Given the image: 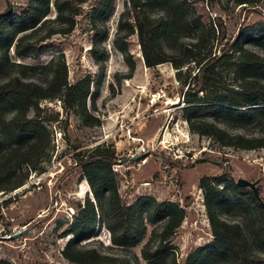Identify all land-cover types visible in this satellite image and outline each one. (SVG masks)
<instances>
[{"label":"rangeland","instance_id":"obj_1","mask_svg":"<svg viewBox=\"0 0 264 264\" xmlns=\"http://www.w3.org/2000/svg\"><path fill=\"white\" fill-rule=\"evenodd\" d=\"M95 3L90 0L83 5L84 12L72 32L43 41L39 54L22 58L11 47V61L28 66L9 65L0 72V84L18 75L20 70L45 83L51 69L34 71L31 66L45 65L64 56L70 83L91 77L97 91L95 100L88 101V106L98 117L96 124L88 125L80 110H64L58 99L40 102L47 129L41 131L32 157L36 169L21 187L0 192V264H76L66 259L62 250L75 224L82 217L88 219L93 215V210L85 207L88 201L93 202L97 218L91 227L93 236L78 245L82 249H96L131 261L138 259L141 264H230L228 254H213L203 246L214 235L201 181L210 178L212 184L222 188L246 178L256 183L264 206V147L226 146L212 136L191 130L188 117L191 113L194 121L215 123L231 136L264 137V110L245 117L235 110L188 113L184 108L206 103L200 99L207 92L208 100L220 95L238 100L236 91L241 87L243 59L238 44L232 46V42L236 38L237 42L241 41L242 30L264 24V0L253 4L239 0H150L146 6L150 16L163 17L170 26L162 35L163 49L182 62L180 67L171 62L154 67L146 65L137 30L129 32L125 22L128 0H115L106 25L108 36L101 42L104 53L99 69L90 61L95 31L89 14ZM28 4L29 0H0V14L9 11L20 14ZM214 23L223 27H218L215 37L210 29ZM42 33H33L34 39ZM200 37L203 39L198 44ZM243 41L245 49L264 59V34L252 33ZM209 50L213 56L222 57L198 73V61ZM204 76L209 78V86L199 83ZM256 79L264 85V71ZM202 87L204 92L200 91ZM208 104L237 109L225 103L209 101ZM34 114L33 109L28 112L30 117ZM15 115L13 105L0 97L2 154L20 145L10 129ZM24 144L31 145L29 141ZM138 153L148 155L132 160ZM90 157L96 158L88 166L94 180L99 172L97 161L111 159L113 164L119 163V170L115 172L112 167L108 176L123 203L132 205L140 196H149L157 201H173L185 210L181 225L168 240L160 258L146 257L155 256L162 243L166 219L150 216L149 208L143 210L136 229L142 238L139 244L119 246L112 242L105 226L110 217V193L106 186L97 183L100 200L95 201L87 174L78 165ZM222 176H226L228 183L214 180ZM55 199L59 204L53 208ZM217 215L227 222L239 223L251 238L252 252L264 257V240L255 226L258 215L247 201L242 199L238 205L225 206ZM25 228L28 230L22 236L11 237Z\"/></svg>","mask_w":264,"mask_h":264},{"label":"trees","instance_id":"obj_2","mask_svg":"<svg viewBox=\"0 0 264 264\" xmlns=\"http://www.w3.org/2000/svg\"><path fill=\"white\" fill-rule=\"evenodd\" d=\"M90 0H29L28 7L20 14L8 13L0 14V72H4L9 65L19 68H26L23 63L12 62L9 56V49L13 47L15 55L18 57H28L29 55L39 54L42 49L43 41L56 34H69L72 32L80 15L84 12L83 5ZM89 20L91 27L95 31L92 40L90 61L96 69H99L101 60V42L106 40L108 30L107 21L113 14L115 0H95ZM150 0H128L127 12L125 15L126 23L131 33L137 30L139 43L141 45L144 61L148 67H154L164 62H171L174 66L180 67L182 62L176 61L174 57L169 56L163 49L162 35L168 31L170 26L166 25L163 17L152 18L147 10V3ZM241 3H257L259 0H239ZM54 16V17H53ZM131 19V20H130ZM192 23L193 19H189ZM50 24V25H49ZM49 25V26H48ZM219 25H211L214 37ZM223 28L221 23L220 27ZM119 29H122V24ZM43 32L39 38L34 39L33 33ZM224 32V31H223ZM264 34V24L258 23L252 27L242 30L241 41L237 38L232 42V46L238 44L240 54L243 59L241 63V87L236 93L238 100H230L225 95H220L211 100L208 92L201 98L200 104L189 105L184 108L185 111H208L211 109H221L223 111L235 112L245 117H250L264 110V88L263 84L256 79L260 71H264V59L244 48V37L251 34ZM220 38V37H216ZM203 37L199 38L198 44ZM195 44L193 46H197ZM196 48V47H195ZM125 52V49H122ZM222 55H214L209 50L199 59L201 72L206 66L212 65ZM217 62V61H216ZM34 71L38 69H51L49 80L41 83L34 79L35 75H28L20 70L9 80L0 84V97L10 102L16 110V115L10 121L12 136L18 139L20 145L18 148H9L6 153H0V192H8L24 185L29 173L36 169V161L32 160L34 151L39 144L41 131L47 129L45 117L41 113V101L60 100L64 110H80L81 115L88 125H94L98 117L89 110L88 101H94L96 91L94 89L91 77L81 78L74 83L67 79V65L64 56L53 59L48 64L31 66ZM209 86V78L204 76L199 81ZM250 84V85H248ZM200 91H205L201 88ZM208 100V101H207ZM211 103H225L236 107H223ZM261 105L259 109H252L250 106ZM33 109L34 117L28 116V112ZM193 115L189 114L188 121L191 130L200 134L209 135L226 146H234L243 149H255L264 147V137H245L231 136L222 127L208 121H194ZM250 122V121H249ZM29 141L31 145L24 142ZM96 158L90 157L82 160L78 165L84 168L91 191L95 201L100 200V190L97 183L107 187L110 193L108 213L105 226L111 234V240L119 246H136L141 242V236L136 234L138 223L140 222L144 209H150L151 215L163 216L166 224L163 228V239L155 256L146 258L157 260L168 247V240L174 234L175 230L181 225L185 210L173 201H157L153 197L140 196L132 205H127L120 200L117 189L112 185L113 180L108 176L113 167L111 159L97 161L99 172L94 180L93 174L89 169V164ZM115 164V163H114ZM26 165V166H25ZM105 171V173H103ZM19 172V174H17ZM210 178H203L201 187L205 191V206L212 227L214 238L206 242L203 246L211 253L221 252L231 257L230 264H264V257L255 255L252 252V243L249 235L244 231L239 223L227 222L217 215V211L225 206H235L241 203V200L248 202L253 208L258 220L255 223L257 231L264 240V206L261 200L257 198L250 188H244L236 183H231L225 187H218L211 182ZM218 182L228 181L226 176L214 177ZM235 192V195L232 194ZM86 208L93 210V215L79 220L70 234L72 235L66 246L62 250L63 256L70 262L76 264H141L140 260L131 261L125 258H118L113 255L104 254L96 249H82L78 245L93 236L91 227L97 216L94 204L88 201Z\"/></svg>","mask_w":264,"mask_h":264},{"label":"water","instance_id":"obj_3","mask_svg":"<svg viewBox=\"0 0 264 264\" xmlns=\"http://www.w3.org/2000/svg\"><path fill=\"white\" fill-rule=\"evenodd\" d=\"M147 155H148V153H138L137 155L132 156V160H134V161L140 160V159L145 158ZM237 184L241 187H244V188H250L255 193L257 198L261 199L259 190H258L255 182H252L246 178H240V179H238ZM27 230L28 229L25 228L18 233H14L11 237L12 238H18V237L22 236Z\"/></svg>","mask_w":264,"mask_h":264},{"label":"built area","instance_id":"obj_4","mask_svg":"<svg viewBox=\"0 0 264 264\" xmlns=\"http://www.w3.org/2000/svg\"><path fill=\"white\" fill-rule=\"evenodd\" d=\"M119 163H115V164H113V170L115 171V172H117L118 170H119ZM59 204V202H58V200L57 199H55V202H54V204H53V208H56V206Z\"/></svg>","mask_w":264,"mask_h":264}]
</instances>
